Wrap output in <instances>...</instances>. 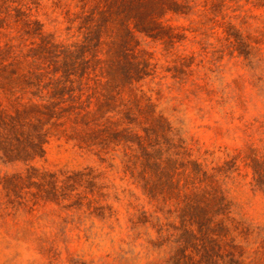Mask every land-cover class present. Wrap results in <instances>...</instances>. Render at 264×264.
<instances>
[{
    "label": "trees",
    "instance_id": "obj_1",
    "mask_svg": "<svg viewBox=\"0 0 264 264\" xmlns=\"http://www.w3.org/2000/svg\"><path fill=\"white\" fill-rule=\"evenodd\" d=\"M231 1L238 0H78L72 9L55 0L66 23L58 39L38 17L37 1L0 0V162L14 168L0 176L8 204L86 207L118 222L107 199L122 194L126 237L144 258L135 264H264V238L236 216L229 192L243 166L264 194V138L224 147L218 157L189 129L175 127L156 90L145 87L170 71L147 42L171 47L185 38L170 18L217 15ZM228 30L236 56L259 53L234 25ZM180 58L175 80L185 67L194 70L192 56ZM53 138L73 142L97 166H39Z\"/></svg>",
    "mask_w": 264,
    "mask_h": 264
},
{
    "label": "rangeland",
    "instance_id": "obj_2",
    "mask_svg": "<svg viewBox=\"0 0 264 264\" xmlns=\"http://www.w3.org/2000/svg\"><path fill=\"white\" fill-rule=\"evenodd\" d=\"M35 1L45 28L55 31L58 39H64L66 23L53 6L55 0ZM62 1L72 9L78 3V0ZM197 3L203 4L199 0ZM259 4L261 7H254ZM170 22L184 28L185 38L171 47L147 40V50L162 69L170 71L162 70L166 77L161 80L157 77L145 87L156 90L160 107L173 125L189 129L205 148L221 158L226 151L224 147L243 149L249 138L256 142L264 138V0L231 1L222 7L220 14L196 12L172 16ZM228 24L242 31L253 46L261 47L255 57L247 60L232 53ZM182 56H192L194 70L185 67L182 79L175 80L171 71L179 65ZM249 121L255 124L251 128L245 126ZM37 164L50 170L97 166L92 155L64 138L51 139L46 145L45 158ZM240 168L238 177L229 184L235 214L250 225L253 236L264 238V194L253 189L250 172L243 166ZM13 171V167L0 162V176ZM113 181L122 183L117 177ZM134 192L140 197L138 202L145 204L139 191ZM120 197L119 201L113 195L107 199L118 217L116 222L114 216L101 220L86 207L64 209L47 205L34 211L16 208L8 204L0 188V264L143 262L144 258L138 260L136 256L140 248L126 237V199L122 194ZM124 258L128 259L126 263L121 261Z\"/></svg>",
    "mask_w": 264,
    "mask_h": 264
}]
</instances>
